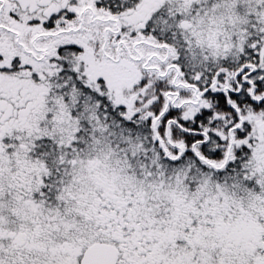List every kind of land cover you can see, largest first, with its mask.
<instances>
[{"label":"snow or ice","instance_id":"obj_1","mask_svg":"<svg viewBox=\"0 0 264 264\" xmlns=\"http://www.w3.org/2000/svg\"><path fill=\"white\" fill-rule=\"evenodd\" d=\"M0 264H264V0H0Z\"/></svg>","mask_w":264,"mask_h":264}]
</instances>
